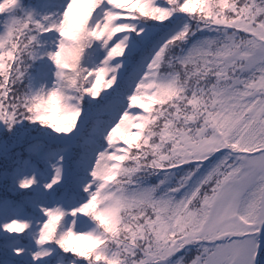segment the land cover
I'll use <instances>...</instances> for the list:
<instances>
[{"label": "snow or ice", "instance_id": "1", "mask_svg": "<svg viewBox=\"0 0 264 264\" xmlns=\"http://www.w3.org/2000/svg\"><path fill=\"white\" fill-rule=\"evenodd\" d=\"M0 264H264V0H0Z\"/></svg>", "mask_w": 264, "mask_h": 264}]
</instances>
